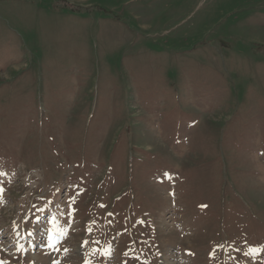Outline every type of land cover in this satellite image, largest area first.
Here are the masks:
<instances>
[{
    "label": "rangeland",
    "instance_id": "374dc122",
    "mask_svg": "<svg viewBox=\"0 0 264 264\" xmlns=\"http://www.w3.org/2000/svg\"><path fill=\"white\" fill-rule=\"evenodd\" d=\"M0 264H264V0H0Z\"/></svg>",
    "mask_w": 264,
    "mask_h": 264
},
{
    "label": "snow or ice",
    "instance_id": "6c2138e0",
    "mask_svg": "<svg viewBox=\"0 0 264 264\" xmlns=\"http://www.w3.org/2000/svg\"><path fill=\"white\" fill-rule=\"evenodd\" d=\"M253 251H255V250H253Z\"/></svg>",
    "mask_w": 264,
    "mask_h": 264
}]
</instances>
